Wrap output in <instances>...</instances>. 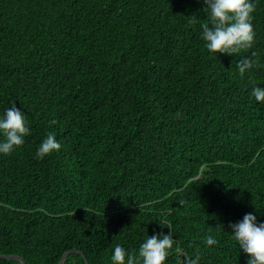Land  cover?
Here are the masks:
<instances>
[{
	"label": "trees",
	"instance_id": "trees-1",
	"mask_svg": "<svg viewBox=\"0 0 264 264\" xmlns=\"http://www.w3.org/2000/svg\"><path fill=\"white\" fill-rule=\"evenodd\" d=\"M252 2V46L227 55L201 38L203 0H0V117L14 103L30 130L0 154V256L113 264L120 245L142 264L147 236L170 231L165 264H246L229 224L264 223V102L251 95L264 0ZM50 133L60 150L37 158Z\"/></svg>",
	"mask_w": 264,
	"mask_h": 264
},
{
	"label": "clouds",
	"instance_id": "clouds-1",
	"mask_svg": "<svg viewBox=\"0 0 264 264\" xmlns=\"http://www.w3.org/2000/svg\"><path fill=\"white\" fill-rule=\"evenodd\" d=\"M203 3L205 7L202 10L208 14L209 21L201 24V38L206 42L210 53L233 55L242 49L251 48L255 36L252 26L255 4L252 0H203ZM195 22L196 17L192 16L189 23ZM253 64V60L242 58L237 63V68L243 75ZM251 95L257 102H264V88H253ZM55 123V120L50 121V124ZM0 134L4 137V140L0 141V154L3 155H8L15 148L22 146L24 138L30 134L24 113L14 103L0 117ZM60 148L61 144L55 135L50 133L40 144L36 157L42 159ZM229 227L240 250L249 257L246 264H264V223H257L256 216L247 213L241 221L229 224ZM175 243L170 231L168 234L147 236L139 247L138 256L142 264H165ZM205 243L212 246L218 241L209 235L205 238ZM111 260L113 264H138L136 256L126 252L120 245L114 248ZM199 260L197 253L195 258L183 256L178 264H199Z\"/></svg>",
	"mask_w": 264,
	"mask_h": 264
},
{
	"label": "water",
	"instance_id": "water-1",
	"mask_svg": "<svg viewBox=\"0 0 264 264\" xmlns=\"http://www.w3.org/2000/svg\"><path fill=\"white\" fill-rule=\"evenodd\" d=\"M68 253V252H66ZM66 253L62 256L59 264H62L63 262V259H64V256L66 255ZM0 259H8V260H16L18 261L20 264H24L23 260L22 259H19L18 257H15V256H0ZM86 264V263H85Z\"/></svg>",
	"mask_w": 264,
	"mask_h": 264
}]
</instances>
